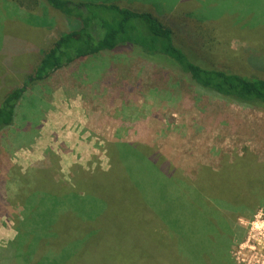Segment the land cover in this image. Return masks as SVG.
I'll use <instances>...</instances> for the list:
<instances>
[{"label": "rangeland", "instance_id": "rangeland-1", "mask_svg": "<svg viewBox=\"0 0 264 264\" xmlns=\"http://www.w3.org/2000/svg\"><path fill=\"white\" fill-rule=\"evenodd\" d=\"M120 4L135 11L150 10L159 17L173 7L185 8L200 24L209 19L211 34L217 23L213 19L225 13H234V18L241 17L247 24H264V0H121ZM17 7L0 0V97L7 88L21 86L25 79L32 78L40 51L66 28L52 10L43 18V27L31 26L24 10ZM218 21L222 24L227 19L219 17ZM227 44L231 50H246L254 63L263 62L260 68L264 76L263 52L249 49L250 44L237 37ZM19 49L24 53L14 56ZM91 69L104 73L83 78ZM108 143L150 146L182 173L180 182L173 180L170 196L182 204H172L170 210L165 207L157 214L158 221L166 222L169 233L174 229L178 238L172 232L175 241L170 254L166 245L157 247L152 243L155 261L146 264H264V196L256 194L258 202L250 204L255 182L262 185L264 180L255 179L256 174L247 169L257 165L264 174V110L201 90L174 68L127 49L87 57L37 83L18 107L15 124L0 131V245L19 236L14 214L27 223L28 232H47L48 220L44 225L38 216L27 215L24 208L13 210L5 203L13 192L7 186L15 182L17 169L23 174L53 151L59 158L60 177L70 181L73 164L107 169ZM222 164L230 174L239 168L244 170L247 176L243 185L250 200L230 201V205L215 196H194L191 183L198 178L199 169L209 171L213 175L207 174L208 179L216 181ZM133 165L142 167L140 162ZM156 172L153 168L146 171V177L153 178L147 182L152 190L150 194L147 189V197L154 208L161 197L156 192L163 186ZM138 176L143 182L140 171ZM86 196L81 192L69 202L88 201ZM92 200L94 205L83 207L88 215L105 206L94 197ZM77 204L78 212L84 213ZM219 208L224 213L221 217ZM49 214H54V209ZM165 237L168 239L170 234ZM139 244L146 247L145 239L141 238ZM212 245L215 248L207 255ZM36 246L35 241L23 246L21 264H26L23 258L32 255ZM203 251L206 258L198 256ZM179 253L182 260L176 262ZM137 264L144 262L139 260Z\"/></svg>", "mask_w": 264, "mask_h": 264}, {"label": "trees", "instance_id": "trees-1", "mask_svg": "<svg viewBox=\"0 0 264 264\" xmlns=\"http://www.w3.org/2000/svg\"><path fill=\"white\" fill-rule=\"evenodd\" d=\"M6 1L23 9L27 24L31 26L43 27V18L52 10L65 22L66 28L40 51L32 78L25 79L21 86L7 88L1 95L0 131L15 124L18 107L27 91L37 83L77 61L122 49L174 68L201 90L264 110V76L260 68L263 62L254 63V58L247 57L246 50H231L227 44L232 38H240L250 44L249 49L263 52L264 57L263 22L247 24L241 17L234 18V13H225L219 17L226 18L227 22L220 24L219 17L214 18L216 29L211 34L209 19L200 24L185 8L173 7L159 17L150 10L135 11L122 6L121 0ZM22 53L24 51L19 49L14 56ZM9 59L7 57V61ZM103 73L91 69L82 77H101ZM93 82L97 83L96 80ZM34 108L38 109L37 106ZM106 148L110 157L107 171L90 172L75 166L71 182L61 178L58 158L52 152H48L43 161L35 162L27 172L15 171V182L7 186L13 192L5 203L13 210L24 208L27 215L38 216L42 223L48 220L47 232H28L27 223L14 214L13 222L19 236L13 242L0 245V264H21L19 258L23 256V246L29 241H35L37 246L32 255L23 258L26 264H79L80 261L84 264H118L119 261L137 264L139 260L146 264L155 261L150 250L152 243L157 247L166 245L171 253L175 241L172 232L175 238L178 237L174 229L169 233L166 222L158 221L160 214H157L165 207L170 210V205L182 203L157 191L156 195L161 197L154 208L155 204L147 197L148 190L150 194L152 191L147 188L151 186L147 182L151 183L153 178H147L146 171L153 168L159 175L169 174L179 182L182 173L159 151L145 144L108 143ZM134 162H140L142 167H134ZM247 169L256 174L255 179L264 180L262 169L257 165ZM229 170L222 164L215 181L207 177V174H213L200 168L198 178L191 183L194 196L203 195L209 199L215 196L230 205V201L250 200L243 185L247 176L244 170L239 168L233 174ZM139 171L143 182L139 180ZM81 192L87 195L84 198L88 201L69 202ZM256 194L264 196V184L255 182L251 205L258 202ZM92 197L104 202L105 206L88 215L83 207L94 205ZM77 203L81 204L84 213L78 212ZM50 209H54V214H49ZM223 215L219 208V216ZM38 222L39 226L43 225ZM166 234H170L168 239ZM141 238L145 239L146 247L139 244ZM213 248L214 245L210 250H204L208 255ZM204 253L198 256L206 258ZM179 257L180 253L176 255V262L182 260Z\"/></svg>", "mask_w": 264, "mask_h": 264}, {"label": "crops", "instance_id": "crops-1", "mask_svg": "<svg viewBox=\"0 0 264 264\" xmlns=\"http://www.w3.org/2000/svg\"><path fill=\"white\" fill-rule=\"evenodd\" d=\"M49 152H52L53 154H55L53 151H49ZM48 153V152H47ZM46 153V154H47ZM46 154L44 155V157L41 159V160H37V161H43L44 159H45V156H46ZM108 154V153H107ZM56 155V154H55ZM56 157L58 158V156L56 155ZM90 165V164H89ZM58 166H59V172H61L62 173V171H61V167H60V165H59V158H58ZM75 166H79L82 170H84V171H90V172H93V171H95L96 169H100V171H107L108 169H109V167H110V157H109V160H108V168L107 169H103V168H100L99 166H96V167H93V168H88V169H85L83 166H81V165H78V164H73L72 165V167H71V169H74V167ZM71 172H72V170H71ZM169 175V174H168ZM165 175V174H162V173H160V175H159V178H161L162 177V180H161V183L163 184V186L161 187L162 188V190L161 191H159V193H161V192H164V193H166V195L165 196H171V194H172V189L174 188V186H173V178H172V176L171 175Z\"/></svg>", "mask_w": 264, "mask_h": 264}]
</instances>
